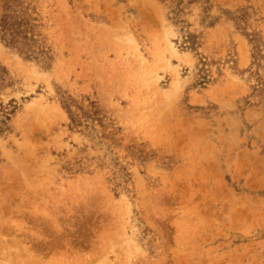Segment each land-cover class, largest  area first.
Returning a JSON list of instances; mask_svg holds the SVG:
<instances>
[{
	"label": "rangeland",
	"instance_id": "rangeland-1",
	"mask_svg": "<svg viewBox=\"0 0 264 264\" xmlns=\"http://www.w3.org/2000/svg\"><path fill=\"white\" fill-rule=\"evenodd\" d=\"M0 264H264V0H0Z\"/></svg>",
	"mask_w": 264,
	"mask_h": 264
},
{
	"label": "trees",
	"instance_id": "trees-1",
	"mask_svg": "<svg viewBox=\"0 0 264 264\" xmlns=\"http://www.w3.org/2000/svg\"><path fill=\"white\" fill-rule=\"evenodd\" d=\"M91 106L93 107L90 111H82L81 113L77 112V110H81L82 108L73 103L64 104L65 109L67 110L69 117L72 121L73 126L81 127L86 125L87 118H94V114L97 112V108L94 102H91ZM85 118V119H84Z\"/></svg>",
	"mask_w": 264,
	"mask_h": 264
}]
</instances>
